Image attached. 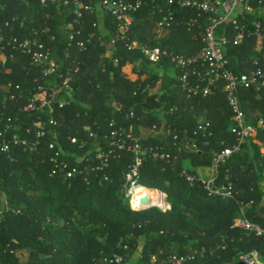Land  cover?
<instances>
[{
	"label": "trees",
	"instance_id": "obj_1",
	"mask_svg": "<svg viewBox=\"0 0 264 264\" xmlns=\"http://www.w3.org/2000/svg\"><path fill=\"white\" fill-rule=\"evenodd\" d=\"M1 2L5 8L0 15V26L6 38L12 35L34 38L33 30L37 29L54 59H66L69 52L81 66L73 100L55 117L58 125H50L47 114H42L47 125L40 149L30 153L20 145H13L9 152H0V196L11 207L0 214L3 264H106L103 259L114 253L128 254L126 264H150L154 256L157 261L153 264H162L171 253L192 255L194 251H198L195 260L185 264H236L242 254L252 250H257L264 260V234L233 227L243 206L248 219L264 230V181L260 180L264 177V128H258L255 138L248 139L239 151L216 167L215 156L236 143L234 114L222 87L209 97L188 99L171 75L177 67L166 58L158 69L142 62L139 78L130 80L124 66L129 63L138 66V52H130L120 43L117 50L108 53L109 58L100 59L105 51L99 43L103 34L96 0L85 2L92 3L94 8V12L84 13L86 33H95L86 52L77 49L78 39L69 47L71 32L76 31L67 27L76 17L72 6L52 4L43 8L40 0ZM168 2L146 0L138 24L132 25L129 39L139 38L185 58L196 55L203 46V28L183 24L161 40L153 39L156 32L146 33L150 26L148 19L162 17L157 13L160 9L164 14L174 10L179 20L193 16L192 10L180 9L176 3L168 5ZM105 13L103 24L113 36L117 22L111 13ZM257 18L264 24V14L257 11L250 14L251 35L244 44L227 45L229 69L234 72L254 69L255 59H259L264 69V47L259 46L260 39L254 36L251 24ZM47 27L49 32L45 33L43 30ZM222 34L223 28H219L216 36ZM233 34L229 36L233 38ZM110 55L122 58L121 62H112ZM24 61V57H18L0 67V86L12 82L14 87H22V94L14 89L17 95L14 100L0 89V132L8 124V139L20 135L32 141L37 131L34 122L40 114L26 111L24 107L39 84L49 86L53 81L26 68ZM163 64L168 65V72L163 75V94L151 98L142 93L134 95L138 82L145 84L157 79ZM37 77L39 84L35 82ZM241 99L247 123L256 126L259 119H264V101L258 99L253 90L243 91ZM130 112L135 114L131 120L126 117ZM197 117L210 122L207 134H195L199 125ZM111 119H117L126 128L132 127L134 141L140 139L146 148L159 147L161 154L167 157L146 153L140 181L146 187L164 191L172 207L170 211L163 212L157 207L137 211L125 198V173L132 162L129 152L113 159L111 167L103 172L110 176V182L102 180L103 174L95 173L66 177L62 170L63 159L76 165L78 156H85L80 163L87 165L89 157L96 152L91 146L81 148L80 144H72L68 138L86 139L85 127L99 132L106 129ZM153 126L157 128L156 133L148 135ZM56 132H59L57 148L70 153L69 157H60L57 163L51 161L54 152L49 149ZM194 144L198 150L193 149ZM184 171L197 177L193 186L182 175ZM210 178L219 185L230 183L234 198L211 195L203 184ZM29 191L37 193L38 197ZM187 211L192 217L186 215ZM160 250L164 253L160 254Z\"/></svg>",
	"mask_w": 264,
	"mask_h": 264
},
{
	"label": "built area",
	"instance_id": "obj_2",
	"mask_svg": "<svg viewBox=\"0 0 264 264\" xmlns=\"http://www.w3.org/2000/svg\"><path fill=\"white\" fill-rule=\"evenodd\" d=\"M88 0H40V5L43 8H49L52 4L64 5L66 7L72 6L74 14L76 15L74 22L68 24L69 29H76L71 32V44L77 41V49L80 51H88V45L91 44L94 34L87 35L85 24V12H94L92 3H85ZM176 3L180 9H190L194 13L190 18H183L179 20L176 14L170 10L169 13L163 15L161 19L154 24L158 37L166 35L174 28L186 25L189 28H202L204 37L203 46L201 50L189 58L184 56H175L171 61L177 69L173 77L176 85L186 95L188 99L197 97H209L215 93L218 87H222L226 92L227 101L233 111L234 121L236 123L233 133L236 135V143L232 148H226L218 153L215 158V166L224 163L235 152L240 150L241 145L248 139L255 138L258 128H262L264 123L259 119L257 125L247 123V114L242 108L241 91H251L256 93L258 99L264 101V69L260 64L259 59H255L254 69L249 72H234L229 69V62L226 57V49L228 43L234 45H242L247 37L251 35L249 32V15L256 11L264 14V0H169V4ZM102 5L106 11L111 13L117 22L116 34L103 39L99 38L100 46L104 48V53L101 54L100 59L106 60L109 58L110 51L118 48L120 43L130 52L139 49L144 58L150 63L158 64L164 60L165 52L160 48H148L140 41L129 39L132 25L134 23V15L144 5L146 0H104ZM5 5L0 0V15L4 11ZM163 13V10H159ZM50 15H47L49 18ZM9 26V22L5 23ZM254 28V36L260 39V46L264 47V24L261 19H254L252 21ZM223 28V34L217 37V30ZM45 33L49 32V28L43 30ZM233 34V38L229 35ZM34 38H25L12 35L6 38L5 32L0 26V67H5L10 62L16 61L18 57H24V65L27 68L37 72L40 77L44 79H51L53 84L45 86L39 84L40 78H35V82L39 85L35 92L25 105L24 110L38 112L40 116L34 122V127L37 129L36 137L30 141L20 135H13L8 139V131L10 125L5 124L4 129L0 132L2 143H0V152H9L13 145H20L30 153L37 152L43 144V138L46 135L45 127L47 120L42 114H47L49 124L53 126L58 125L56 115L62 111L67 105L71 103L74 98V84L79 81L81 73V66L75 61L73 56L68 52L66 59L62 58L57 61L52 57L50 47L46 45L39 38V31L33 30ZM78 37V38H77ZM111 61L119 63L121 61L118 57H110ZM136 74L140 73L139 66ZM164 78H158L147 83L138 82L137 90L134 95L138 93L144 94L147 98L159 96L163 94ZM1 91L9 96L10 99H16L17 95L14 89L22 94V87L17 85L14 87L12 82L7 83L6 86H0ZM140 90V91H139ZM139 91V92H138ZM71 98V100L69 99ZM156 100H159L157 97ZM116 109L119 110L117 107ZM160 110V109H157ZM135 116L134 112L127 114V119L131 120ZM199 122L198 128L195 132L206 133L210 131L211 124L203 117H197ZM1 121V118H0ZM88 138L69 137L68 140L72 144H80L81 148L91 146L96 149V152L89 157L87 165L80 163L85 159V156H78L76 165L65 161L63 158L69 157L70 153H64L63 150L57 148L58 134L56 132L53 140L49 142V149L54 152L51 161L57 163L63 159L62 170L67 178H74L76 175H102V180L110 182V176L105 174L107 169L112 165L113 159L121 157L123 152H129L132 155V162L129 164L128 170L125 173V184L123 193L126 199H129L134 210H144L151 207H157L163 212L171 210V204L167 201V194L156 188H149L142 185L140 179V169L143 166L145 154L152 152L155 157L167 158L159 147L146 148L140 142V139L134 141L135 135L132 127L126 128L120 124L117 119H111L107 123L106 129H100L99 132L91 128L85 127ZM157 131L156 126H153L149 135H154ZM210 132V136H212ZM142 136H145L142 133ZM193 149L198 150L196 144ZM188 183L193 186L197 177L184 171L182 174ZM88 180L87 178L85 179ZM205 188L211 195H220L224 198H234L231 184H216L214 178L203 181ZM146 189L149 193H144L142 190ZM155 197V199H154ZM146 200V202H144ZM252 203V202H251ZM244 205V203H241ZM243 207V206H242ZM241 207L240 215L235 219L233 227L240 228L247 232H255L257 235L264 234V230L258 225L252 223L245 214L244 208ZM4 210H11L7 200L0 196V214ZM160 254L164 251L160 250ZM198 251H194L192 255H178L171 253L167 258L162 260V264H185L189 260H195ZM128 254L114 253L111 256L105 257L103 262L106 264H126ZM157 261V257L152 258V263ZM239 262L245 264H264V260L260 259L257 250H252L239 257ZM237 264V263H236Z\"/></svg>",
	"mask_w": 264,
	"mask_h": 264
},
{
	"label": "crops",
	"instance_id": "obj_3",
	"mask_svg": "<svg viewBox=\"0 0 264 264\" xmlns=\"http://www.w3.org/2000/svg\"><path fill=\"white\" fill-rule=\"evenodd\" d=\"M104 0H96V5L99 7V9L97 8L96 9V13L98 14V20H99V23H100V25H101V29H100V32H102V34L103 35H101V37L100 38H103V39H106V38H109V37H111L112 35L111 34H109V30L106 28V26H105V24H103L104 22H103V19H104V17H105V12H107L108 13V11H106L105 9H104V7H103V5H102V2H103ZM102 6V8L105 10V12L104 11H102L103 9L102 8H100L101 6ZM168 5H169V2H168ZM167 6V5H166ZM102 9V10H101ZM142 9H143V7H142ZM142 9H140V11H138L137 13H135V15H134V23L133 24H138V22H139V18H141L140 17V15H141V11H142ZM161 10V9H160ZM163 10V9H162ZM157 13H160L159 12V10H158V12ZM162 14V16L163 15H166V14H164V10H163V13H161ZM152 17V16H151ZM192 17V16H191ZM162 18V17H161ZM161 18H159V19H161ZM183 18H185V17H183ZM182 18V19H183ZM187 18V17H186ZM185 18V19H186ZM188 18H190V17H188ZM159 19H157V20H159ZM157 20H152V19H148V21L147 22H150V23H148L150 26L148 27L149 28V31H146V33H148V32H150L151 33V31H152V34H154L155 32H156V30H155V26H154V24H155V22L157 21ZM138 21V22H137ZM141 22L142 23H144L145 21L142 19L141 20ZM204 27V24H203V26H202V28ZM202 28H199V29H202ZM176 28H174L173 30H175ZM203 31H204V29H203ZM143 32H141V34H142ZM92 34H95V33H92ZM140 34V35H141ZM169 34H172L171 32H168L166 35H164V36H162V37H158L157 36V32H156V37H154L153 39H157V40H161V39H164L165 37H168L169 36ZM204 35H205V33H204ZM170 37H171V35H170ZM136 40H138V41H140L141 43H143L145 46H147L148 48H160L162 51H164L165 52V57H164V59L166 58V59H171L172 57H175V56H183V55H175L174 53H171L168 49H166V48H162V47H160V46H158V45H155V46H153V45H150L148 42H144V41H142V40H140L139 38H136ZM259 46H260V41H259ZM178 47H180V46H178ZM118 48H116V50H117ZM180 51H183V49H180ZM133 52H138L140 55H138L137 54V56H136V59L137 58H139L140 60H138L137 59V63H139L138 64V66L142 63V62H145V63H147V64H150L152 67H156L157 69H158V67H159V64L161 63H158V64H154V63H150L149 61H147L145 58H144V56L142 55V53H141V51L139 50V49H137V50H134ZM110 53H112V51H110ZM110 57H112V58H114V57H118V56H115V55H113V56H111L110 55ZM185 57V56H184ZM119 58V57H118ZM121 60H122V58H120ZM164 61V60H163ZM112 62H114V61H112ZM121 62V61H120ZM119 62V63H120ZM115 63V62H114ZM136 67V64H132V63H129V64H126L125 66H124V71L127 73V75H128V77L130 78V80H135V79H138L139 77H138V74H136V71L135 72H132V69H134ZM155 72H157V70L155 71ZM168 72V65L167 64H163L162 65V67L161 68H159V70H158V75H159V77L158 78H164L163 77V75H165L166 73ZM175 73V70L174 71H172V73ZM171 73V75H173ZM157 78V79H158ZM174 78V77H173ZM242 92L243 91H241V94H242ZM245 92V91H244ZM247 92V91H246ZM230 106V105H229ZM151 133V132H150ZM149 132H148V135L150 134Z\"/></svg>",
	"mask_w": 264,
	"mask_h": 264
},
{
	"label": "rangeland",
	"instance_id": "obj_4",
	"mask_svg": "<svg viewBox=\"0 0 264 264\" xmlns=\"http://www.w3.org/2000/svg\"><path fill=\"white\" fill-rule=\"evenodd\" d=\"M173 73H174V72H173ZM173 73H172V74H173ZM255 113H256V112H255ZM261 119H262V118H261ZM258 122H259V121H258ZM262 122L264 123V119L262 120ZM262 128H264V125H262ZM263 149H264V148H263ZM207 175L210 176V174H207ZM260 180L264 181V177H261ZM262 187H264V184H262ZM29 194L38 197V194H37V193H33V192L29 191ZM187 212H189V211H187ZM186 215H187L188 217H189V216L192 217V215L190 214V212H189V213H186ZM0 264H3L1 260H0Z\"/></svg>",
	"mask_w": 264,
	"mask_h": 264
},
{
	"label": "bare ground",
	"instance_id": "obj_5",
	"mask_svg": "<svg viewBox=\"0 0 264 264\" xmlns=\"http://www.w3.org/2000/svg\"><path fill=\"white\" fill-rule=\"evenodd\" d=\"M142 192L149 193V191H147L146 189L142 190ZM154 199H155V197H154Z\"/></svg>",
	"mask_w": 264,
	"mask_h": 264
},
{
	"label": "water",
	"instance_id": "obj_6",
	"mask_svg": "<svg viewBox=\"0 0 264 264\" xmlns=\"http://www.w3.org/2000/svg\"><path fill=\"white\" fill-rule=\"evenodd\" d=\"M144 202H146V200H144ZM237 264H245L244 262H239V263H237Z\"/></svg>",
	"mask_w": 264,
	"mask_h": 264
}]
</instances>
